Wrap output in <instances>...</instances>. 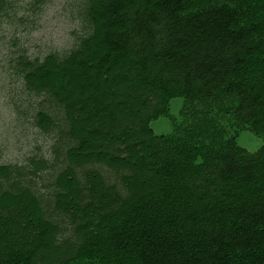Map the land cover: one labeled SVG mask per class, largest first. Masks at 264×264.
<instances>
[{
  "label": "trees",
  "instance_id": "16d2710c",
  "mask_svg": "<svg viewBox=\"0 0 264 264\" xmlns=\"http://www.w3.org/2000/svg\"><path fill=\"white\" fill-rule=\"evenodd\" d=\"M47 2L0 0V29ZM78 14L70 50L6 59L12 105L51 145L0 163V264H264V0H78ZM174 98L189 124L155 134Z\"/></svg>",
  "mask_w": 264,
  "mask_h": 264
},
{
  "label": "rangeland",
  "instance_id": "374dc122",
  "mask_svg": "<svg viewBox=\"0 0 264 264\" xmlns=\"http://www.w3.org/2000/svg\"><path fill=\"white\" fill-rule=\"evenodd\" d=\"M18 15L24 17L23 21L5 23L0 29V163L21 162L27 152L42 153L51 145L50 136L39 133L28 117H20L12 105L11 98L15 99L19 86L6 72V59L20 49H25L32 58H41L48 52H66L81 33L78 0H48L37 14L24 8L18 10ZM16 98L21 100L23 109V99ZM182 108V98L172 99L168 114L151 122L154 133L168 135L188 125L189 120L180 115ZM211 117L248 151L255 152L262 145L260 136L247 129L237 130L231 115L220 112Z\"/></svg>",
  "mask_w": 264,
  "mask_h": 264
}]
</instances>
